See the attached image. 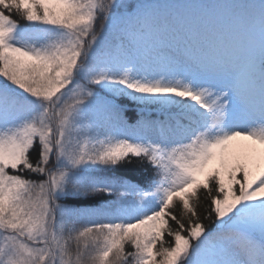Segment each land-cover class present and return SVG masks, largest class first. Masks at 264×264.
Here are the masks:
<instances>
[{
  "label": "snow or ice",
  "instance_id": "6c2138e0",
  "mask_svg": "<svg viewBox=\"0 0 264 264\" xmlns=\"http://www.w3.org/2000/svg\"><path fill=\"white\" fill-rule=\"evenodd\" d=\"M0 264H264V0H0Z\"/></svg>",
  "mask_w": 264,
  "mask_h": 264
},
{
  "label": "trees",
  "instance_id": "16d2710c",
  "mask_svg": "<svg viewBox=\"0 0 264 264\" xmlns=\"http://www.w3.org/2000/svg\"><path fill=\"white\" fill-rule=\"evenodd\" d=\"M23 23V21H21ZM201 196H203V192H201ZM201 212L203 211V209H199ZM179 213H180V208L179 206H177L176 208V215L179 216ZM171 223V222H170ZM166 239H168V237H166Z\"/></svg>",
  "mask_w": 264,
  "mask_h": 264
}]
</instances>
